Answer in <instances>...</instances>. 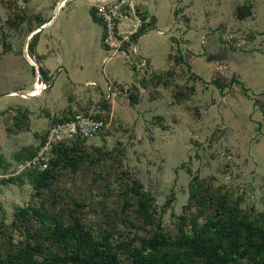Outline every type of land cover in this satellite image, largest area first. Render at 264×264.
Returning a JSON list of instances; mask_svg holds the SVG:
<instances>
[{"label": "rangeland", "instance_id": "obj_1", "mask_svg": "<svg viewBox=\"0 0 264 264\" xmlns=\"http://www.w3.org/2000/svg\"><path fill=\"white\" fill-rule=\"evenodd\" d=\"M58 1L0 0V154L6 159L0 251L25 240L26 228L35 224L15 219L16 205H43L64 222L75 218L113 241L150 234L124 204L132 178L153 195L170 236L188 229L181 214L190 217L201 208V221L213 212V197L263 211L264 0H149L155 14L138 0L154 23L137 42L146 71L119 56L104 65L100 20L89 0L56 7ZM237 5L251 14L237 18ZM34 30L48 45L41 52L50 74L40 94L24 96L40 82L23 51L40 69L30 47ZM107 79L125 88L108 98L107 127L75 141L80 150L70 151L73 161L44 187H34L25 174L29 152L40 149L52 119L98 109ZM193 177L203 180L202 207L189 199Z\"/></svg>", "mask_w": 264, "mask_h": 264}, {"label": "trees", "instance_id": "obj_2", "mask_svg": "<svg viewBox=\"0 0 264 264\" xmlns=\"http://www.w3.org/2000/svg\"><path fill=\"white\" fill-rule=\"evenodd\" d=\"M250 14V8L236 6L237 18L243 19ZM30 47L32 49L33 44ZM40 71L46 80L48 75L42 68ZM232 80L240 82L235 78ZM224 86L218 84L221 89ZM96 105L98 109L95 115L108 121L109 100L101 96ZM88 109L86 107L56 117L51 125L76 113H87ZM77 140L87 138L77 136L63 140L52 147L53 158L48 160L46 168L35 166L25 169L34 187H44L57 177L62 164L73 161L69 153L80 150L74 144ZM33 155L34 151L28 154L29 158ZM5 166L6 159L0 154V169ZM202 185V179L193 177L189 187V199H194L201 207L204 205L199 194ZM125 192L128 195L125 206L132 207L142 223L151 227L150 234H134L131 238L113 241L104 232L94 235L75 218L64 222L43 205H16L14 218L25 224L33 221L35 224L26 228L25 240L0 251V264H125L123 257H127V264H264V210L249 211L236 201L228 203L222 196L221 199L213 197L210 198L214 205L213 212L205 214L201 221V208L199 213L190 217L181 214L182 223L190 225L188 229L181 228L175 236H170L162 228L153 195L144 189L138 179L132 178L131 183L126 184Z\"/></svg>", "mask_w": 264, "mask_h": 264}, {"label": "built area", "instance_id": "obj_3", "mask_svg": "<svg viewBox=\"0 0 264 264\" xmlns=\"http://www.w3.org/2000/svg\"><path fill=\"white\" fill-rule=\"evenodd\" d=\"M91 1L103 29V44L107 51L104 61L119 56L130 66L141 71L148 70V60L140 55L137 42L140 35L154 24L152 16L139 8L138 0ZM43 84L45 86V82ZM85 85L97 86L93 81H87ZM124 89L120 84L107 79L102 96L106 99L120 96ZM96 111L97 109L89 108L87 113L79 112L53 123L47 129L40 149L25 160L26 166H39L40 169H44L48 166L47 154L52 152L55 144L77 136L88 139L102 132L108 121L97 117Z\"/></svg>", "mask_w": 264, "mask_h": 264}, {"label": "crops", "instance_id": "obj_4", "mask_svg": "<svg viewBox=\"0 0 264 264\" xmlns=\"http://www.w3.org/2000/svg\"><path fill=\"white\" fill-rule=\"evenodd\" d=\"M59 2V1H58ZM153 2L155 3L156 2V0H153ZM150 3H151V1L149 2V0L148 1H146L145 0V5L147 6V8L148 9H150V10H152L153 11V13H154V11H155V9L153 10V8H152V6L150 5ZM57 5H58V3H57ZM57 5H56V7H57ZM146 6H145V8H146ZM89 7H90V13L92 14V16L94 17V19L97 21V19H96V17H95V15H94V13H93V9H92V1L91 0H89ZM144 7V6H143ZM146 8V9H147ZM155 14V13H154ZM156 16V15H155ZM99 24H100V28H101V32H100V34H101V37H100V42H101V44H102V46L104 47V44H103V29H102V25H101V23L99 22V21H97ZM37 30V29H36ZM39 32H40V30L39 31H37V32H35V30L32 32L33 34H32V36H34L35 35V42H34V44H33V47H32V54H33V56L35 57V58H37V60H38V63L41 65V68L46 72V74L47 75H49L50 74V70H49V68H48V63H47V61H46V53L43 51V52H41V49L42 48H48V45H47V43H46V41L44 40V39H41V38H39L38 37V34H39ZM203 39H204V41H206V36H204L203 37ZM104 50H105V54H104V56H103V58H105L106 57V55H107V51H106V49H105V47H104ZM194 53H197V52H194ZM103 58H102V61H103ZM109 60H112V59H109ZM109 60H107L106 62H104V65H106V63L107 62H109ZM29 61V60H28ZM47 64V65H46ZM131 80V79H130ZM70 81H71V83L73 82V83H75L72 79H70ZM118 81V80H117ZM126 81H128V80H126V79H121V81H118V82H126ZM72 83V84H73ZM239 84H241L240 82H239ZM121 85V84H120Z\"/></svg>", "mask_w": 264, "mask_h": 264}, {"label": "bare ground", "instance_id": "obj_5", "mask_svg": "<svg viewBox=\"0 0 264 264\" xmlns=\"http://www.w3.org/2000/svg\"><path fill=\"white\" fill-rule=\"evenodd\" d=\"M63 2V0H60L58 2V5L57 7ZM44 88V84L42 82H35V85H34V89L30 90V91H27L25 94H23L24 96H34V95H38L41 93L42 89Z\"/></svg>", "mask_w": 264, "mask_h": 264}, {"label": "water", "instance_id": "obj_6", "mask_svg": "<svg viewBox=\"0 0 264 264\" xmlns=\"http://www.w3.org/2000/svg\"><path fill=\"white\" fill-rule=\"evenodd\" d=\"M23 51H24V54H25V57L27 58V60H29L28 62H30L33 66H35L36 68V72L38 74V79H40V82L44 83V76L43 74L41 73L39 67L36 65V63L32 60V58L28 55L27 53V50H26V47L24 46L23 48Z\"/></svg>", "mask_w": 264, "mask_h": 264}]
</instances>
